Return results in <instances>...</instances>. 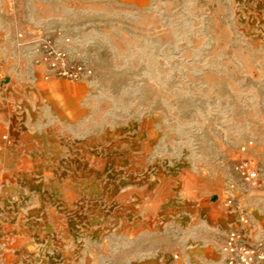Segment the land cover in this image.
<instances>
[{"label":"rangeland","instance_id":"rangeland-1","mask_svg":"<svg viewBox=\"0 0 264 264\" xmlns=\"http://www.w3.org/2000/svg\"><path fill=\"white\" fill-rule=\"evenodd\" d=\"M193 191L264 233V0H0V264H116Z\"/></svg>","mask_w":264,"mask_h":264},{"label":"crops","instance_id":"crops-1","mask_svg":"<svg viewBox=\"0 0 264 264\" xmlns=\"http://www.w3.org/2000/svg\"><path fill=\"white\" fill-rule=\"evenodd\" d=\"M182 197L167 217L154 215L152 201L134 202L131 230L116 237V264H222L224 236L237 227L233 212L198 191Z\"/></svg>","mask_w":264,"mask_h":264},{"label":"built area","instance_id":"built-area-1","mask_svg":"<svg viewBox=\"0 0 264 264\" xmlns=\"http://www.w3.org/2000/svg\"><path fill=\"white\" fill-rule=\"evenodd\" d=\"M41 60L49 68L51 74L70 78L91 77L93 70L82 63L70 65L67 52L53 45L51 40L36 42ZM245 149V147H244ZM236 170L246 182L257 184L259 171L250 160H244L236 166ZM232 204V201L229 202ZM240 214V227L228 231L221 245L222 264H264V233L254 230L242 206L236 205Z\"/></svg>","mask_w":264,"mask_h":264}]
</instances>
